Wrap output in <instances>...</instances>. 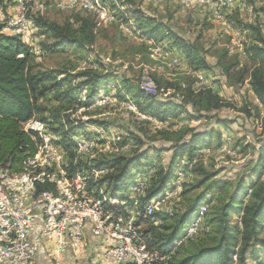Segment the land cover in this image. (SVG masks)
Instances as JSON below:
<instances>
[{
	"label": "trees",
	"instance_id": "trees-1",
	"mask_svg": "<svg viewBox=\"0 0 264 264\" xmlns=\"http://www.w3.org/2000/svg\"><path fill=\"white\" fill-rule=\"evenodd\" d=\"M132 14L144 37L156 42L168 38L172 43L171 47L179 49L185 56L191 71L203 72L213 68L208 59L209 50L199 41L188 40L140 9L133 10ZM122 16L126 17L124 14ZM73 19L74 22L69 20L61 24L37 16L33 21L43 34L51 38V42L45 44V47L57 51L83 48L94 38L96 23L91 15L78 14ZM245 28L250 35L249 41L243 45L245 60L242 62L239 54L229 56V50L225 48L217 55L216 65L229 83L236 86L249 84L256 102L245 97L238 111L260 122L264 129V32L259 23H248ZM35 57L33 48L18 36L0 34V165L11 173L21 172L24 162L38 151L40 137L34 139L22 128L23 122L36 117L49 124L50 130L56 135L53 141L65 150V167L69 176L77 171L86 172L97 164L110 168L103 178L97 182L93 179L89 182V188L94 194H98L99 187L105 185L110 200H119L123 203L121 207L131 206L132 199L129 195L136 175L149 174L145 192L138 196L139 207L142 209L152 199L165 194L168 185L175 178L173 168L178 160L188 156L187 161L194 162L199 147L206 145L217 131L215 127L202 131L191 125L172 131L159 130L154 136L158 135L168 142L170 145L164 150L172 151L168 169L156 170L153 165L142 163L151 159L149 149L132 155H120L116 162H108L103 156L89 159L79 155L73 135L85 129L87 124L104 128L107 125L90 118L87 122L72 119L71 113L63 112L60 108L53 110L52 117H45L44 114L52 110L44 106L41 100L49 93H54L56 101L71 106L73 110L89 108L98 96V88L110 80L111 74L90 70L75 78L65 76L58 79L52 72L34 70ZM78 78L83 80L75 84ZM156 81L160 83V80ZM84 89L87 92L82 100L80 98ZM169 89H174L175 94L162 98L161 95H147L140 87H134V98L143 113L160 122L177 119L182 115H186L190 121L199 120L212 111L234 107L209 86L195 89L192 83L184 85L182 82H166L164 92ZM216 123L223 126L228 124L226 120H217ZM218 135L221 139L219 131ZM254 149L257 153L255 161L240 173L239 180L231 191L228 192L229 183L224 184L217 178L219 170H210L202 161L196 160L191 165V172L199 178L190 189L203 187V190L182 206L180 214L172 222H168V213L160 211L142 219L141 222L148 225L144 232L149 249L169 254L167 262L161 264H234L236 248L238 264H264V140ZM153 150L156 156L164 151L157 150L156 147ZM39 189L56 191L54 184L40 185ZM250 189L251 193L246 198ZM213 190L224 191L219 197L221 202L214 209L207 199ZM182 193L185 195L188 190ZM204 204L209 207L203 218V228L172 250L174 242L183 235ZM211 227L215 228L214 234H210ZM202 234H210V239H202L186 247L189 241Z\"/></svg>",
	"mask_w": 264,
	"mask_h": 264
},
{
	"label": "rangeland",
	"instance_id": "rangeland-1",
	"mask_svg": "<svg viewBox=\"0 0 264 264\" xmlns=\"http://www.w3.org/2000/svg\"><path fill=\"white\" fill-rule=\"evenodd\" d=\"M73 1H30L32 8L28 12V17L32 21L33 27L29 44L36 55L33 62L34 70L52 72L58 79L65 76L75 78L90 70L100 74H111L110 80L98 88V94L102 90L101 92L109 95V100L104 105H97L95 104L97 101H94L89 108L73 110L71 106L62 105L63 103L56 101L54 93H49L41 102L52 111L46 112L44 116L52 117L53 110L60 108L63 112L71 113V118L75 120L82 119L85 122L89 118L100 120L121 139L119 143H111L106 148L100 144L97 150L98 157L103 156L108 162H116L120 155H132L135 152L149 149L151 159L142 163L153 165L156 170L168 169L172 157V151L164 150L170 144L160 136H154L159 130L172 131L191 125L198 130L205 131L215 127L217 131L214 136L208 139L206 145L199 147L195 159L202 161L210 170H219L217 178H220L224 184L229 183L228 192L231 191L239 180L240 173L255 161L257 153L254 148L264 140V129L260 122L248 118L244 113L238 111L243 105L245 97H248L252 102H256V97L248 83L236 86L228 82L216 65L217 55L226 48L229 50V56L239 54L240 60L242 62L245 60L243 45L249 41L250 37L245 26L248 23L260 24L264 21V0H239L232 8L224 10L225 20L215 19V13L210 4L213 0L207 4H201L198 0H98L100 6L108 12L106 17L101 16L99 12H90L74 7ZM241 1L245 4H241ZM0 2L5 5L8 13L12 12V7L16 4L15 0H0ZM136 9L142 10L158 22L166 24L170 30L179 33L188 40H197L203 44L209 50L208 59L213 68L203 71V77L198 78L196 73L188 67L182 52L179 49H172V43L168 38L160 42L162 48L172 49L174 55L181 56L182 63L171 65L169 61L168 64L155 61L151 56V45L147 41V37L141 34L136 17L132 14V11ZM125 13L127 16L123 17L122 15ZM78 14L85 16L89 14L94 18L96 27L92 41L83 48L48 50L45 44L50 43L51 38L49 35L43 34L41 29L35 25L34 17L43 16L50 21L62 24L69 20L74 22L73 18ZM146 68L155 80H160V83L156 82L162 86L163 90L166 82H182L184 85L192 83L195 89L209 86L234 107H224L218 111H212L205 118L199 120L190 121L186 115H182L177 119L160 122L149 114L143 113L138 101L134 98L133 88L140 86V78ZM81 80L83 79L78 78L75 84ZM167 92V95H164L163 92L161 97L167 98L175 94L174 89H169ZM217 120H226L228 124L226 126L218 125ZM218 131L221 133V139ZM124 145L125 148H123ZM153 147L164 151L156 156ZM187 160L188 156H184L173 168L175 178L171 184L175 182L180 184L179 195L169 201L159 202L155 207L154 212H166L170 215L168 222H172L180 214L182 206L203 190V187L190 189L199 177L191 172V162ZM143 175L138 174L136 177L139 178ZM185 190H188V193L182 195ZM223 192V190H213L211 195H208L207 199L211 201L213 209L221 202L219 197L223 195ZM133 195L135 194L130 192L129 196ZM147 226L146 223L143 224V228ZM211 229L210 234H214L215 228L211 227ZM210 234H202L200 237L194 238L186 244V247H190L193 242L202 239L209 240ZM49 263L53 264V262ZM108 263L95 253L66 262V264Z\"/></svg>",
	"mask_w": 264,
	"mask_h": 264
},
{
	"label": "built area",
	"instance_id": "built-area-1",
	"mask_svg": "<svg viewBox=\"0 0 264 264\" xmlns=\"http://www.w3.org/2000/svg\"><path fill=\"white\" fill-rule=\"evenodd\" d=\"M15 1L9 13L0 2V34L18 36L29 44L33 27L28 17L32 8L31 0ZM238 1H211L215 19L225 20L224 10H229ZM198 2L207 4L210 0ZM72 3L82 10L108 16L98 0H74ZM240 3L245 4L242 1ZM260 26L264 32V21ZM147 41L155 61L162 64H168L169 61L171 65L182 63L181 56L174 55L173 48L164 49L160 42L152 38H147ZM147 69L140 78V89L147 95L163 94L164 90ZM195 73L198 78L203 77L202 71ZM101 91L95 100L97 105H104L109 100V95ZM86 92V89L82 91L80 99H85ZM167 94L164 92V95ZM22 128L34 139L40 137V141L37 153L24 162L21 172L11 173L0 165V264H39L38 258L42 255L53 264H66L68 260L92 254L90 240L94 246L93 253L108 264L167 262L168 253L149 249L144 223L141 221L153 215L156 204L177 197L181 191L180 184L171 182L165 194L152 199L141 209L138 196L144 194L149 177V174H144L136 178L131 189L135 194L131 196V206L121 207L123 203L119 200H110L105 185L99 187L98 194L89 188L92 179L97 182L110 171L107 165L97 164L86 172L77 171L69 176L65 167L66 152L53 141L56 135L50 130L49 124L33 117L23 122ZM72 139L79 155L95 159L98 158L100 144L106 148L111 143H119L121 138L110 128L87 124ZM44 184H54L56 191L40 190V185ZM208 207V204L201 206L183 235L174 242L172 250L203 228V218ZM238 259L236 248L234 264H238Z\"/></svg>",
	"mask_w": 264,
	"mask_h": 264
},
{
	"label": "crops",
	"instance_id": "crops-1",
	"mask_svg": "<svg viewBox=\"0 0 264 264\" xmlns=\"http://www.w3.org/2000/svg\"><path fill=\"white\" fill-rule=\"evenodd\" d=\"M93 249H94V246L92 245V242L90 240V250H91V253H93ZM49 262L50 261L45 256H43V255L38 258V263L39 264H50Z\"/></svg>",
	"mask_w": 264,
	"mask_h": 264
}]
</instances>
